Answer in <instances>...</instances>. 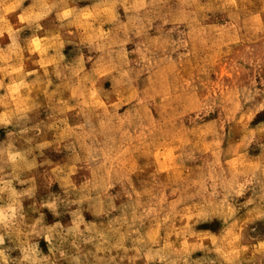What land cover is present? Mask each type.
Masks as SVG:
<instances>
[{
  "label": "clouds",
  "instance_id": "clouds-1",
  "mask_svg": "<svg viewBox=\"0 0 264 264\" xmlns=\"http://www.w3.org/2000/svg\"><path fill=\"white\" fill-rule=\"evenodd\" d=\"M0 264H264V0H0Z\"/></svg>",
  "mask_w": 264,
  "mask_h": 264
}]
</instances>
